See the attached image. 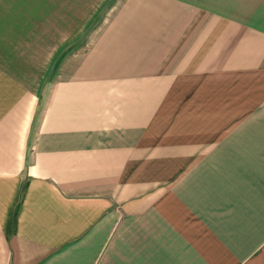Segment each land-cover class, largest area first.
<instances>
[{
	"label": "crops",
	"instance_id": "obj_1",
	"mask_svg": "<svg viewBox=\"0 0 264 264\" xmlns=\"http://www.w3.org/2000/svg\"><path fill=\"white\" fill-rule=\"evenodd\" d=\"M0 264H264V0H0Z\"/></svg>",
	"mask_w": 264,
	"mask_h": 264
},
{
	"label": "rangeland",
	"instance_id": "obj_2",
	"mask_svg": "<svg viewBox=\"0 0 264 264\" xmlns=\"http://www.w3.org/2000/svg\"><path fill=\"white\" fill-rule=\"evenodd\" d=\"M105 13H106V10L100 15V19H101V16L103 17ZM100 21H101V20L97 21V22L92 26L90 32H99V31H100V27H101V25H100Z\"/></svg>",
	"mask_w": 264,
	"mask_h": 264
}]
</instances>
